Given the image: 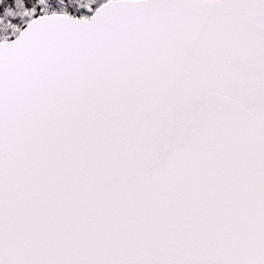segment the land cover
<instances>
[{"label": "snow or ice", "instance_id": "6c2138e0", "mask_svg": "<svg viewBox=\"0 0 264 264\" xmlns=\"http://www.w3.org/2000/svg\"><path fill=\"white\" fill-rule=\"evenodd\" d=\"M0 264H264V0H0Z\"/></svg>", "mask_w": 264, "mask_h": 264}]
</instances>
